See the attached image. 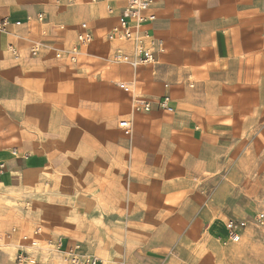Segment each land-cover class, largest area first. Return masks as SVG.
I'll use <instances>...</instances> for the list:
<instances>
[{
	"label": "crops",
	"instance_id": "0c3cea01",
	"mask_svg": "<svg viewBox=\"0 0 264 264\" xmlns=\"http://www.w3.org/2000/svg\"><path fill=\"white\" fill-rule=\"evenodd\" d=\"M127 2L0 0V264L22 250L64 264L47 239L100 264H184L183 246L233 203L264 135V0H153L154 60L137 70L112 58L133 44L108 41ZM83 33L77 63L56 57Z\"/></svg>",
	"mask_w": 264,
	"mask_h": 264
},
{
	"label": "rangeland",
	"instance_id": "374dc122",
	"mask_svg": "<svg viewBox=\"0 0 264 264\" xmlns=\"http://www.w3.org/2000/svg\"><path fill=\"white\" fill-rule=\"evenodd\" d=\"M262 136H258L259 139L256 138L257 141L245 150L247 156L241 162L244 169L242 178L237 184L231 183L234 186L229 200L233 203L229 206L222 204L215 211L209 228L200 233L198 244L183 246L182 252L187 256L184 264H264V135ZM214 184L213 188L219 187L218 183ZM213 196V202L219 206V199ZM28 200L29 198L19 201L25 211L29 209ZM232 220L237 223L242 234L239 243H233L227 232L226 225ZM13 229L19 230L18 227H13L11 232ZM1 236L5 240V236Z\"/></svg>",
	"mask_w": 264,
	"mask_h": 264
},
{
	"label": "built area",
	"instance_id": "2783aa9c",
	"mask_svg": "<svg viewBox=\"0 0 264 264\" xmlns=\"http://www.w3.org/2000/svg\"><path fill=\"white\" fill-rule=\"evenodd\" d=\"M153 0H128L127 6L124 8L121 19L117 25L112 29L108 35V41L110 42H128L133 44L134 55L130 58L125 54L123 50H118L113 55L112 58L116 64H127L133 70H137L139 67L146 66L153 63L154 57L145 48V42L150 38V31L147 29L148 25L155 20V15H149L152 10ZM8 21L5 20L0 24V34L8 33L6 26ZM19 25V23H17ZM92 36L89 33H83L79 35L80 45L73 47L72 50H59L55 49L53 52L57 58H67L70 63H77L80 56L82 55V49L88 44H91ZM44 49H49L41 45L32 46V53L38 55ZM10 52L13 56H18L17 49L11 47ZM122 85L120 88H124ZM162 109L172 112L174 109L169 106V101L167 99L160 103ZM135 109L139 113L141 111L149 113L151 111V106L149 103L138 102L135 104ZM122 127L125 129H130L131 124L128 122H123ZM228 235L233 243H239L242 237L240 228L237 226L235 221H229L226 225ZM13 232H18L17 229H13ZM36 239L42 238L43 230L42 228H37L34 233ZM28 237L24 236L23 241H28ZM0 241H3L0 238ZM47 248L51 251L62 254L64 264H100V259L97 256L85 255L81 251V245L77 244L71 248L63 249V240L57 239L53 241L47 239ZM16 264H38L34 257H31L29 253L22 250L17 254Z\"/></svg>",
	"mask_w": 264,
	"mask_h": 264
},
{
	"label": "bare ground",
	"instance_id": "6f19581e",
	"mask_svg": "<svg viewBox=\"0 0 264 264\" xmlns=\"http://www.w3.org/2000/svg\"><path fill=\"white\" fill-rule=\"evenodd\" d=\"M37 261V260H36Z\"/></svg>",
	"mask_w": 264,
	"mask_h": 264
}]
</instances>
